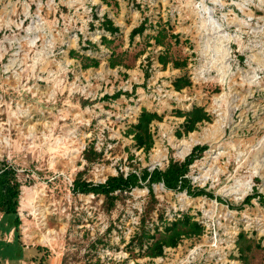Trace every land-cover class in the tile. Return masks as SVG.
<instances>
[{
    "label": "rangeland",
    "instance_id": "1",
    "mask_svg": "<svg viewBox=\"0 0 264 264\" xmlns=\"http://www.w3.org/2000/svg\"><path fill=\"white\" fill-rule=\"evenodd\" d=\"M196 108L209 119L187 133ZM143 110L148 152L132 133ZM198 145L192 185L237 208L149 181L113 203L74 190ZM4 164L22 224L18 238L0 210V264H264V204L243 203L264 196V0H0ZM185 217L200 234L152 255Z\"/></svg>",
    "mask_w": 264,
    "mask_h": 264
},
{
    "label": "trees",
    "instance_id": "2",
    "mask_svg": "<svg viewBox=\"0 0 264 264\" xmlns=\"http://www.w3.org/2000/svg\"><path fill=\"white\" fill-rule=\"evenodd\" d=\"M145 25H141L134 29L132 36L137 33L144 32ZM116 30V28H113ZM157 42L162 43L161 38L157 36ZM189 126L186 132L195 130L196 124L208 120L209 116L202 108H196L189 113ZM157 118V115L147 110H143L138 123L133 127L132 133L134 139L139 147H143L148 152L153 146V136L150 132V124ZM206 146H196L192 152L187 155L182 162L172 161L165 170L159 168L149 171L142 170L140 173L131 172L127 175L120 174L118 176L109 177L104 183L93 184L81 179H77L74 183V190L80 193H94L105 196L108 201L113 203L117 198L114 193L117 191H130L135 187H139L141 182L149 181L150 187L154 184H162L168 190L186 191L192 197L208 196L215 198L221 203L228 204L231 208H237L234 203L225 200L222 197H215L205 188L194 187L188 177L191 165L199 159L205 150ZM152 190V189H151ZM153 191V190H152ZM21 183L17 176V171L8 166L3 165L0 168V210L8 216L14 217V227L18 238L21 237L20 226L22 221L18 215V208L20 205ZM260 198L261 203L264 204V196L255 191V193L248 195L243 203H251L254 198ZM240 208V207H238ZM166 236L160 238L154 247L151 248L150 253L154 256L160 255L163 252V246H175L179 239L184 235H198L201 232V227L197 222H191L189 217L184 220L175 221L171 227H167ZM38 249V250H37ZM38 255L40 248L33 249ZM37 252V253H36ZM34 258V257H33Z\"/></svg>",
    "mask_w": 264,
    "mask_h": 264
}]
</instances>
